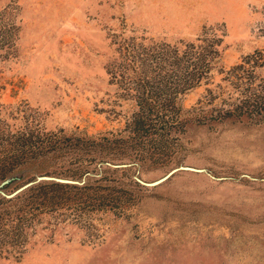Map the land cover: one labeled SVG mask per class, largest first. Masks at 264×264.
<instances>
[{
  "label": "rangeland",
  "instance_id": "obj_1",
  "mask_svg": "<svg viewBox=\"0 0 264 264\" xmlns=\"http://www.w3.org/2000/svg\"><path fill=\"white\" fill-rule=\"evenodd\" d=\"M38 174L0 264H264V0H0V190Z\"/></svg>",
  "mask_w": 264,
  "mask_h": 264
},
{
  "label": "water",
  "instance_id": "obj_2",
  "mask_svg": "<svg viewBox=\"0 0 264 264\" xmlns=\"http://www.w3.org/2000/svg\"><path fill=\"white\" fill-rule=\"evenodd\" d=\"M176 169H188V170H194V171L203 170V168H201V167H195V166H189V165H178V166L170 168L165 174L158 177L157 179L152 180L150 182H144V183L154 184V183L160 182L161 180L166 178L168 175H170ZM8 180H9V177H6V178H3L2 180H0V186L2 184L6 183ZM40 180H48V181L62 182V183H75V182H77V180L71 179V178L53 176V175H47V174H38V175H35V177L33 179L27 180V181L23 182L22 184L18 185L16 188L11 190L10 192L4 193L1 190H0V192L6 197H12L16 193L22 191L23 189L27 188L28 186H30L34 183L39 182Z\"/></svg>",
  "mask_w": 264,
  "mask_h": 264
},
{
  "label": "trees",
  "instance_id": "obj_3",
  "mask_svg": "<svg viewBox=\"0 0 264 264\" xmlns=\"http://www.w3.org/2000/svg\"><path fill=\"white\" fill-rule=\"evenodd\" d=\"M39 182H40V181H39ZM37 183H38V182H37ZM37 183H34V184L28 186L27 188H29V187H31V186L37 184ZM43 184H47V185H50V186H61V185H65L66 183H62V182H54V181H48V182H44ZM9 198H11V197H9ZM55 203H56V202H54V204H55Z\"/></svg>",
  "mask_w": 264,
  "mask_h": 264
}]
</instances>
